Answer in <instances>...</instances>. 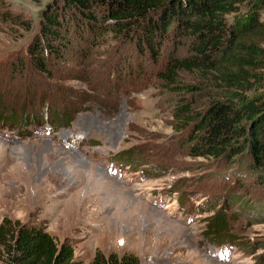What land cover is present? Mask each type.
Masks as SVG:
<instances>
[{"label": "rangeland", "instance_id": "obj_1", "mask_svg": "<svg viewBox=\"0 0 264 264\" xmlns=\"http://www.w3.org/2000/svg\"><path fill=\"white\" fill-rule=\"evenodd\" d=\"M54 1L0 0V144L9 147L0 148V222L43 226L73 246L72 264L99 252L140 264H264V172L241 155L191 154L194 123L180 128L175 115L184 99L205 111L219 86L181 72L203 90L178 95L159 77L174 42L157 61L112 32L94 46L73 40L50 72L38 70L28 49ZM252 10L264 31V0H245L227 24L240 29ZM178 35L186 56L191 39ZM252 92L264 96V81ZM0 264H11L1 249Z\"/></svg>", "mask_w": 264, "mask_h": 264}, {"label": "trees", "instance_id": "obj_2", "mask_svg": "<svg viewBox=\"0 0 264 264\" xmlns=\"http://www.w3.org/2000/svg\"><path fill=\"white\" fill-rule=\"evenodd\" d=\"M244 1L55 0L44 9L36 41L28 49V61L38 70L50 72L52 55L64 59L65 50L73 47L74 41L94 46L97 41L90 40L109 32L117 39L136 38L141 52L159 61L168 39L177 47L159 70L167 87L178 95L202 91L200 85L181 81V72H196L222 92L203 112H197L186 99L178 103L175 115L182 121L180 128H191L194 123L192 130L197 132L190 137L191 154L222 163L241 155L249 157L257 171L264 172V96L252 92L264 81L263 24L258 10H252L248 23L240 29L229 26L226 19ZM72 28L75 38L70 35ZM178 34L191 39L186 56L178 55ZM87 51L90 49L80 52L84 55ZM26 67L24 62L18 69ZM223 222L218 217L216 228ZM0 249L11 264H72L75 257L69 242L59 243L43 226L9 217L0 222ZM88 264H140V259L132 254L106 256L99 252Z\"/></svg>", "mask_w": 264, "mask_h": 264}, {"label": "bare ground", "instance_id": "obj_3", "mask_svg": "<svg viewBox=\"0 0 264 264\" xmlns=\"http://www.w3.org/2000/svg\"><path fill=\"white\" fill-rule=\"evenodd\" d=\"M0 148H1V149H6V150H7L9 147H8V146H1V144H0Z\"/></svg>", "mask_w": 264, "mask_h": 264}]
</instances>
